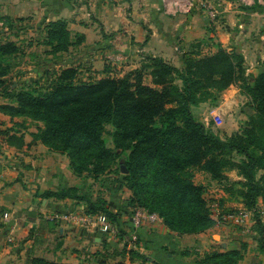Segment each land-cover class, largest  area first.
I'll return each instance as SVG.
<instances>
[{"label": "crops", "instance_id": "crops-1", "mask_svg": "<svg viewBox=\"0 0 264 264\" xmlns=\"http://www.w3.org/2000/svg\"><path fill=\"white\" fill-rule=\"evenodd\" d=\"M166 1L0 0V27L12 31V25L19 23L30 28L31 37H40L37 41L41 42L36 44L45 47L47 54L49 47L41 45L47 35L46 26L66 21L72 37L82 36L83 42L68 53L58 54L67 60L57 64L56 72L77 67L81 73L86 72L85 81L122 76L138 68L146 56L162 58L181 68L182 54L201 42L204 51L215 50V45L229 51L241 49L246 75L253 80L264 71V0H211L220 12L213 23L200 10L190 15H170L165 9ZM15 40L16 36L0 44L12 42L23 50ZM205 41L212 47H205ZM31 69L39 75L43 66H30ZM18 87L15 81L12 88ZM239 98L246 96L237 85L219 95L216 111L224 122L227 114L239 106ZM11 103L0 95V105ZM195 108V118L204 123L196 115L201 108ZM254 114L253 110L250 117ZM24 120L0 111V264H32L34 258L62 264H142L133 253L147 257V264H199L207 253L240 251L243 246L244 259L239 264H264L255 222L242 230L217 225L221 240L216 242L208 236L215 229L180 235L163 222L136 228L132 213L121 216L112 208L118 222L109 219L113 225L109 232L94 224L50 220L55 213H87L72 199L45 197L48 191L75 188L77 177L65 155L40 142L34 144L29 133L19 132L16 127ZM11 136L21 137L22 141L11 140ZM229 196L221 191L225 201ZM234 206L244 207L231 202L225 207ZM257 211L264 225L262 199Z\"/></svg>", "mask_w": 264, "mask_h": 264}, {"label": "trees", "instance_id": "trees-1", "mask_svg": "<svg viewBox=\"0 0 264 264\" xmlns=\"http://www.w3.org/2000/svg\"><path fill=\"white\" fill-rule=\"evenodd\" d=\"M46 30L41 45L49 47L46 53L51 56L68 53L83 42L82 36L72 37L63 20L50 22ZM202 44L182 54L181 68L162 58L146 56L138 68L122 76L85 81L79 68L67 67L53 73L42 91L8 87L4 78L11 75L9 61L21 49L12 42L0 44V95L13 102L0 105V111L41 123L43 127L31 134L32 143L40 142L65 155L75 174L89 165L100 172L105 169L103 165L114 161L117 154L106 147L103 138L106 126H112L116 148L131 150L129 174L124 178L127 187L139 195L140 170L149 167L147 185L173 210L158 208L164 224L180 235L204 233L216 224L202 197V187L186 177L187 170L199 168L218 181L226 179L225 170H238L245 179L238 195L246 209L254 211L260 249L264 252V225L257 211L258 199L264 201V72L249 85L245 58L239 51L215 45V50L204 52ZM147 78L151 79L149 84ZM240 84L252 99L255 114L249 117L242 134L225 140L196 120L193 107L217 102L223 91ZM10 139L22 141L16 136ZM233 154L243 160L234 162ZM258 171L263 172L260 179L256 178ZM44 195L83 201L87 214H105L113 223L118 222L105 200L96 204L82 198L76 187ZM244 253V246L240 251H215L205 254L198 263L239 264ZM133 255L142 264L149 262L143 255ZM32 264L62 263L34 258Z\"/></svg>", "mask_w": 264, "mask_h": 264}, {"label": "rangeland", "instance_id": "rangeland-1", "mask_svg": "<svg viewBox=\"0 0 264 264\" xmlns=\"http://www.w3.org/2000/svg\"><path fill=\"white\" fill-rule=\"evenodd\" d=\"M11 30L12 31H4V29L0 27V43L10 41L16 36L15 41L19 44V46H22L23 50L21 49L20 54L18 56L11 57L9 61V65L11 67V76L7 81L8 87L12 88L11 86H13V83L16 81L19 86L17 88L18 90L28 89L31 91L37 88V91L44 90L48 86L49 82L53 79V73H55L58 68L56 66L65 62L67 57H64V55L51 56L45 54V47H40L36 44L37 42H41V40L37 41L40 37H31L30 28L24 27L23 24L20 25L19 23H15L12 25ZM204 43L206 44L205 47H212V45L208 44V41H205ZM205 47L203 48L206 49ZM208 51H211V49H207L204 52ZM238 51L243 55L241 49H238ZM27 52L31 53L27 54ZM30 66H43V70L41 69L39 75H36V73H33V69L30 71ZM86 68L87 67H85L84 70H86ZM24 70H26V73H24ZM25 74H27L26 77ZM80 77L83 80L87 78L86 72L83 71ZM25 78H29V80ZM95 78L96 80L99 79L98 77ZM246 78L249 85L253 84L254 80L251 76L246 75ZM150 82L151 79L147 78L146 83L149 84ZM177 84L181 86L180 82ZM238 87L240 88L243 95L246 96V98H239V106L234 108L232 111L233 115L227 114V119L225 118V122L220 117L222 122L218 124L217 120L213 117L211 112L216 111V108H218V104L213 101L198 105V107L201 109L197 110L196 113L197 118L204 121L203 124L207 130L214 132L225 140L242 134L243 130L246 128V124L248 123L251 113L253 114V108L251 105L252 99L249 98V96L245 93L246 89L244 88L243 84H240ZM195 110L196 108L193 107L194 116ZM40 127H43L41 123L25 119L22 123H19L16 128L19 130V132L25 131L26 134L29 133V135H31L32 133H36ZM30 131H32V133ZM113 132L114 128L112 126H106L103 138L106 147L113 150L117 154L114 158V161L103 165L105 169L100 172H96V168H93L91 165L87 166L88 169L83 170L80 174H75L73 171V175L77 177V180H75V187L82 198H86L87 200H90L96 204L99 200H105L107 204L106 206L109 207L108 210L112 208L113 210L118 211L121 216L122 214H127V212L132 213L135 210H143L148 213L157 212L155 214H157L160 217L161 222L164 223L158 208L172 210V207L168 206V204H165L159 198V194L154 191L151 186L147 185L148 183L146 182L150 177L149 167L146 168L143 166L140 170V177H138V182L140 184V186H138L139 195H136L133 190H129L124 178L129 174L127 161L131 150H122L120 148H116L114 137L112 135ZM29 139H32V137H29ZM233 159L234 162L237 163L243 160L242 157L237 154H233ZM187 176L191 177L192 182L195 185L201 186L203 189L202 197L205 200L206 207L209 209L211 219H213L216 223L211 229H215L219 226H229L239 230L243 229V227L235 224L234 221L224 222L222 219V217L225 215L227 216L228 214H237L241 210H247L242 198L238 195V191L242 189L241 184L245 183V179L238 170H225L224 176L226 179H223L222 181L215 180L211 174L204 172L199 168L188 169L186 177ZM261 176H263V172L258 171L256 173V178L260 179ZM221 191H224L227 195L231 194L228 201H225L222 197H220ZM151 196L155 197L150 198ZM259 201L260 199H258V204ZM76 202L77 201H75L73 204H76ZM148 202L154 204L155 206L151 205L153 207L151 208L148 205ZM228 202L235 204L241 203L244 205V207L241 208L239 206H234L227 208L225 206ZM77 204L86 208V205L83 201L77 202ZM149 209L154 210L155 212H150ZM253 222H255L254 213H252L251 220L249 221L246 228H249L250 224ZM218 224L219 226H217ZM211 229L207 231H210ZM208 236L211 241L217 242L221 240L219 228L212 231Z\"/></svg>", "mask_w": 264, "mask_h": 264}, {"label": "built area", "instance_id": "built-area-1", "mask_svg": "<svg viewBox=\"0 0 264 264\" xmlns=\"http://www.w3.org/2000/svg\"><path fill=\"white\" fill-rule=\"evenodd\" d=\"M166 12L170 15H190L197 10L205 11L210 18L211 22H217L220 12L211 0H167L165 2ZM213 117L217 120V123H221L220 116L216 111L211 112ZM251 211L241 210L237 214H228L223 216L224 222L234 221L240 227L246 228L251 220ZM52 221H66L68 223H82V224H94L103 232H109L113 230L112 222L108 217L104 215L95 214H80L77 212L55 213L50 218ZM132 224L136 228L142 227L145 223L158 224L161 222L160 217L155 213H148L143 210H135L132 212ZM219 225V224H218Z\"/></svg>", "mask_w": 264, "mask_h": 264}]
</instances>
